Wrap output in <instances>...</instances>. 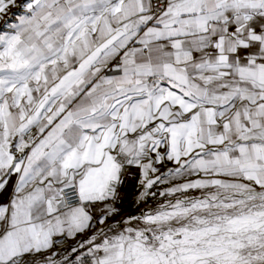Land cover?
I'll use <instances>...</instances> for the list:
<instances>
[{
    "label": "snow or ice",
    "instance_id": "1",
    "mask_svg": "<svg viewBox=\"0 0 264 264\" xmlns=\"http://www.w3.org/2000/svg\"><path fill=\"white\" fill-rule=\"evenodd\" d=\"M0 20V264H264V0Z\"/></svg>",
    "mask_w": 264,
    "mask_h": 264
},
{
    "label": "crops",
    "instance_id": "2",
    "mask_svg": "<svg viewBox=\"0 0 264 264\" xmlns=\"http://www.w3.org/2000/svg\"><path fill=\"white\" fill-rule=\"evenodd\" d=\"M22 0H17V3H21ZM19 10L17 8H12L10 10L11 12H18ZM5 19H7V17H5ZM3 24V20H0V25ZM125 192L128 193V200L124 203L123 207L125 211H132L133 209H135L137 207V205L132 203V198L133 196H135L136 194V190L131 186V184L125 189ZM151 202V201H150Z\"/></svg>",
    "mask_w": 264,
    "mask_h": 264
},
{
    "label": "rangeland",
    "instance_id": "3",
    "mask_svg": "<svg viewBox=\"0 0 264 264\" xmlns=\"http://www.w3.org/2000/svg\"><path fill=\"white\" fill-rule=\"evenodd\" d=\"M138 207V206H137ZM137 207L135 209H133L132 211H135L137 209ZM139 207H142V205H140Z\"/></svg>",
    "mask_w": 264,
    "mask_h": 264
}]
</instances>
